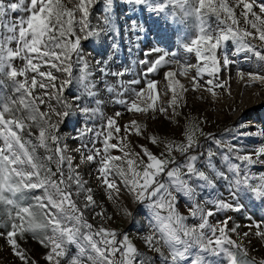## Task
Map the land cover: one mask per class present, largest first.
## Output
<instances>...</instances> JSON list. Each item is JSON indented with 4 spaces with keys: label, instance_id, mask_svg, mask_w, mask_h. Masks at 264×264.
<instances>
[{
    "label": "snow or ice",
    "instance_id": "snow-or-ice-1",
    "mask_svg": "<svg viewBox=\"0 0 264 264\" xmlns=\"http://www.w3.org/2000/svg\"><path fill=\"white\" fill-rule=\"evenodd\" d=\"M98 2L77 0L73 8H68L64 0H0V228L6 230L0 232V237L6 236L8 245L22 264H38L19 242L29 235L45 249L43 259L46 264H153V257L140 252L127 233H118L103 225L95 227L88 221L85 210L96 203L92 189L85 187L86 182L77 170L79 165L74 167L75 158L67 154V145L62 143L59 123L51 118L53 112L65 121L72 115V105L64 100L63 92L74 83L78 86V94L73 97L75 101L97 95L91 79V66L82 55L81 41L114 31L109 15L113 0H105L104 28L91 27V10ZM124 2L129 6L127 15L142 9L156 15L163 13L173 22L184 25L186 33H192L183 47L186 52L195 54L197 63L181 62L176 58L177 53L154 47L147 49L144 59L138 61L143 66L144 78L160 67L175 64L181 68V75L194 72L192 82L195 90L199 87L198 77L202 74L214 76L220 72L221 61L217 50L224 48L228 41L236 44L238 52H251L264 61V51L258 50L251 42V39L258 38L264 43V3L257 5L256 0ZM240 7L239 16L254 31L240 27L236 12ZM257 7L258 12L254 10ZM76 13H79V18ZM212 18H215V26L211 23ZM131 25L133 32H144L136 20H132ZM136 39H140L139 35ZM112 47L118 46L113 44ZM154 53L161 54L154 60L148 59ZM16 60L22 61L23 66L17 67ZM229 64L225 53L223 65ZM42 66L54 68L66 76L58 88L55 83L52 84L57 92L55 100L63 109L60 112H56L53 105L44 99V96H49L48 86L43 81L38 83L37 76L46 77L49 81H55L57 77L51 71H41ZM74 66L78 68V75L74 74ZM100 71L107 74L106 68ZM29 72L35 73L30 80ZM127 72L128 69H124L113 75L123 76ZM238 74L241 78L245 75L242 71ZM174 75L172 71L165 72V78ZM248 75L264 81V75ZM139 84L141 79L129 81V87H124L122 83V92L117 95L122 96L129 91L133 94L129 112L155 111L156 81L146 79L148 100L152 103L144 108L138 107L136 98L143 96L145 90L130 87ZM207 84V91L213 95L214 87H222L221 84H214L213 80H208ZM37 86L45 90L43 96L34 94ZM107 91L114 92L115 88L109 86ZM172 91L175 92V89ZM94 102L97 107H89L87 102L76 104V110L85 119L79 138L83 140L88 133L94 132L93 147L82 144L76 149L81 155V164L98 163V172L108 189L119 191L115 179H109V176H118L135 200L149 210L151 232L143 239L146 246L158 255L161 264H264V256H251L243 243L251 233L241 234L239 224L228 227L231 217L215 224L210 222L217 212H240L244 208L240 202L241 194L264 202V171L256 173L252 170L256 165L264 166V144L246 151L235 144L215 139L210 133L206 134L222 149L221 159L226 171H221L213 161L211 150L206 155L198 151L201 145L197 134H205L198 124L191 123L185 129L181 142L162 141L156 135L150 137L152 144H164L165 151L160 155L143 145V155L135 154L139 157L138 161L128 158L129 153L124 152V166L115 163L121 157L109 153V149L118 147L110 143L115 120L108 118L106 135L87 126V121L97 114L102 115L98 107L102 102L98 99ZM118 102L129 103L126 99ZM43 105H47L48 111L42 110ZM171 105L176 106L175 95ZM159 111L163 113L166 109L161 107ZM131 124L136 134L141 135L138 122L132 121ZM120 131L119 127L115 128V132ZM101 135H104L103 147L96 148V138ZM241 135L264 137V131ZM40 149L44 150V155L40 154ZM174 152L183 156L182 162L176 159ZM202 158L212 175L202 170ZM216 180L226 182L230 199L220 198L222 194H219L212 200L200 202L197 190L215 189ZM81 197L83 207L77 203ZM181 197L190 204L186 208L187 215L179 209ZM207 204H212L214 208H207ZM190 218L198 219L199 223L189 225L187 221ZM254 227L255 236L264 240L261 224L258 222ZM248 242L251 243L250 240Z\"/></svg>",
    "mask_w": 264,
    "mask_h": 264
},
{
    "label": "rangeland",
    "instance_id": "rangeland-1",
    "mask_svg": "<svg viewBox=\"0 0 264 264\" xmlns=\"http://www.w3.org/2000/svg\"><path fill=\"white\" fill-rule=\"evenodd\" d=\"M76 2L77 0H64L68 8H73ZM256 3L257 5L264 3V0H256ZM128 9L129 6L125 4L124 0H113L112 10L109 15L111 16L114 31L105 32L99 37L94 36L81 41L82 55L91 66L93 73L91 79L95 84L97 95L94 98L85 97L81 101H75L73 97L78 94V86L74 83L72 87L65 88L63 92L64 100L69 105H72V115L65 121L53 112L51 113V118L59 123V135L62 138V143L67 145V154L75 158L74 167L79 165L77 170L81 179L86 182L85 187L92 189L91 194L94 196L96 203L85 210V216L88 221L95 227L103 225L106 228L116 230L118 233H127L140 252L146 256L153 257V264H161L158 255L146 246L143 239L151 232L149 227L151 214L149 210L144 204L135 200L134 195L128 191L118 176H109V179H115L119 191L108 189L98 172V163L86 162L81 164V155L76 149L80 148L82 144H87L89 148L93 147L91 141L94 138V132L88 133L83 140L79 138L80 130L85 125V119L76 110V104L87 102L89 107H97L94 100L98 99L102 102L98 106L102 115L97 114L95 118L87 121V126L94 129V131H103L106 135L108 118L115 120L116 123L113 126V136L110 143H115L118 147L109 149V153L113 156L121 157V160L115 163L124 166H126L124 152L129 153L128 158H134L138 161L139 157H136L135 154L140 153L141 156L143 155L141 148V145H143L154 154L160 155L161 152L165 151L164 144L158 143L154 145L150 142V137L156 135L162 141L175 140L181 142L184 140L183 133L185 129L191 123L198 124L205 134H197L199 141L206 137V134L218 133L217 136H213L215 139L235 144L246 151H252L264 144V137L245 136L241 135V133L264 131V81L253 79L248 74L264 75V61L258 59L251 52H238L236 44L228 41L224 48L217 50V57L221 61L220 72L214 76H209L207 73L202 74L201 77H198L199 87L195 90L192 82L194 72L190 71L181 75V68L175 64L160 67L157 72L144 78L142 76L143 66L138 61L144 59V52L147 49L154 47H160L169 53H177L176 58L181 62L197 63L195 54L186 52L183 47L189 41L192 33H186L184 25L173 22L171 18L163 13L156 15L142 9L127 15ZM254 10L259 11L258 7ZM241 11L242 7L236 9L240 27H247L249 31H254L249 25L244 24L243 17L239 16ZM105 15V0H99L91 10V27L94 29L104 28L103 20ZM76 16L79 18V13H76ZM132 20H136L137 24L144 29V32H133ZM211 23L215 26V18H212ZM77 34L83 36V33L78 32ZM137 35L140 37L139 40L136 39ZM251 42L257 46L258 50L264 51V43L258 38L251 39ZM113 44L118 47L113 48ZM225 53L230 61L227 66L223 65ZM160 54L154 53L148 59L154 60ZM14 63L17 67L23 66V62L20 60H16ZM101 68H106V75L100 71ZM124 69H128L127 74L123 76L113 75V73L121 72ZM41 71H51L57 77V80L49 81L46 77L37 76V80L38 83L43 81L47 84L49 96H44V99L53 105L56 112H60L63 109L55 100L57 92L56 89L52 88V84L55 83L58 88L66 76L49 66H42ZM167 71H172L175 75L165 78V72ZM240 71L245 74L243 78L238 74ZM74 74H79L78 68L75 66ZM32 75H35V73H28L29 80ZM133 79H141V84L131 85V88L145 90L143 96L136 98V103L140 108L147 107L149 103H152V101L148 100L149 92L146 88V79L156 81L155 95L157 99L154 105L155 111L152 109L147 112L128 111L130 102L134 98L133 94L129 91L124 92L120 96L117 93L122 92V83L124 87H129L128 82ZM208 80H213L214 84L222 85V87H214V95L207 91L209 87L207 84ZM169 83H171V89L169 88ZM181 85L184 87L182 88ZM109 86L114 87L115 91L108 92L107 88ZM172 89H175V92ZM44 91V89H40L37 86L34 94L43 96ZM174 95L176 96L175 107L171 105ZM50 97L51 99H49ZM120 99H126L129 103L121 104L118 102ZM244 100L245 104L240 107L239 101ZM161 107L165 108L166 111L160 112L159 109ZM41 108L43 111H48L47 105H43ZM116 113H120V115L117 116ZM132 121L138 122V126L141 128V135L136 134L131 124ZM116 127L121 129L119 133L115 132ZM96 139L97 142L94 146L102 148L104 135ZM81 150L83 151V149ZM208 150L214 153L213 161L216 167L221 171H226L225 166L222 164L221 147L217 146L214 140H211L206 145L203 153L206 155ZM39 151L41 155H44L43 149ZM173 155L178 161L182 162L184 159L179 152H174ZM200 166L202 170L212 175L203 164V158ZM52 167L55 171L54 164ZM252 170L259 173L264 171V166L256 165ZM213 178L215 179V177ZM197 192V198L200 202L206 199L212 200L219 194H222L220 198L230 199L226 182L223 180H216L215 189H205L203 191L198 189ZM240 202L244 205L240 212L230 210L217 212L210 218V222L215 224L226 217H231L232 220L229 222L228 227L231 228L239 224V232L241 234L250 232V237L248 240H243V243L248 247L251 256L259 258L264 256V240L255 236L256 228L254 225L259 222L262 229H264V202L250 198L247 194H241ZM77 203L83 207V197L77 200ZM205 206L214 208L212 204ZM187 207H190V204L186 198L181 197L179 209L185 215H187ZM129 212L131 215H128ZM97 213L101 215H97ZM187 223L196 225L199 220L190 218ZM5 231V229L0 228V232ZM233 238L237 239L235 235H233ZM249 240L251 241L250 244ZM19 242L28 250L31 257L38 261V264H46L43 259L45 249L37 241L33 240L30 235ZM72 251L75 252V249L73 248ZM165 251L167 250L165 249ZM0 264H22L14 255L11 246L8 245L6 236L0 237Z\"/></svg>",
    "mask_w": 264,
    "mask_h": 264
},
{
    "label": "trees",
    "instance_id": "trees-1",
    "mask_svg": "<svg viewBox=\"0 0 264 264\" xmlns=\"http://www.w3.org/2000/svg\"><path fill=\"white\" fill-rule=\"evenodd\" d=\"M217 134H218V133H217ZM217 134L214 133V134H212V136H217ZM209 141H211V140L208 139L207 136H206V137H203V138L199 141L201 147H200V149H198V151H199V152H203V151H205V147H206V145L209 143Z\"/></svg>",
    "mask_w": 264,
    "mask_h": 264
},
{
    "label": "bare ground",
    "instance_id": "bare-ground-1",
    "mask_svg": "<svg viewBox=\"0 0 264 264\" xmlns=\"http://www.w3.org/2000/svg\"><path fill=\"white\" fill-rule=\"evenodd\" d=\"M252 82V81H251ZM250 83V82H249ZM240 107H242L245 104V100L244 101H239Z\"/></svg>",
    "mask_w": 264,
    "mask_h": 264
}]
</instances>
